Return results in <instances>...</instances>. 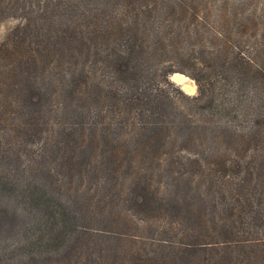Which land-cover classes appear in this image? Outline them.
<instances>
[{
    "label": "trees",
    "instance_id": "obj_1",
    "mask_svg": "<svg viewBox=\"0 0 264 264\" xmlns=\"http://www.w3.org/2000/svg\"><path fill=\"white\" fill-rule=\"evenodd\" d=\"M46 2L0 0V22L22 18L15 31L29 40L32 72L21 111H0V216L10 214L19 227L16 242L1 253L6 264L20 252L64 264H264V0ZM53 6L66 8L67 17L44 19ZM254 33L261 41L245 39ZM51 66L63 99L34 77ZM174 72L191 76L198 93L176 88ZM48 77L46 85L53 84ZM77 134L94 138L81 136L90 147L110 145L101 156L115 165L113 174L105 169L110 177L142 183L136 206L147 207L155 222L149 235L134 236L128 256L72 253L79 237H68L69 202L58 197L63 208L50 209L40 179L45 164L94 157ZM243 148L260 155L256 168L241 161ZM197 177L204 187L196 207L185 211L168 180ZM217 226L223 241L200 235ZM59 241L66 243L56 248Z\"/></svg>",
    "mask_w": 264,
    "mask_h": 264
},
{
    "label": "rangeland",
    "instance_id": "obj_2",
    "mask_svg": "<svg viewBox=\"0 0 264 264\" xmlns=\"http://www.w3.org/2000/svg\"><path fill=\"white\" fill-rule=\"evenodd\" d=\"M46 1L48 4V0ZM53 7L55 9L42 12L41 15L44 19L50 20L54 16L55 19L60 20L67 17L68 10L66 8ZM35 9H37V7ZM21 22L22 18L19 16L9 17L0 22V102L7 101V103L10 104V106L5 109L1 107L0 111H5L6 114L11 116H15L16 112L21 111L22 102L27 99L26 96L29 94L30 81H32L30 77L32 72L27 69V61L30 60L29 56L31 55L29 40L26 39L23 41L22 39L24 36L18 35L15 31ZM257 35V37L253 35L245 39L249 40L250 37L252 42L261 41L262 34L258 33ZM4 43L7 44L6 47ZM252 45L253 44L250 43L248 47H252ZM51 67L52 68H50L42 78H40V70L42 69L39 67L38 73L34 75V77L37 83L40 84L39 87H49L50 93L57 94V99H63L64 90L59 79H56L60 78V76L54 75V66ZM48 74L54 76V80H52L54 81L53 84L49 83V85H46V83L50 81ZM176 74L187 76L192 85L195 86L193 91H187L183 88L182 84L176 80ZM66 77L68 80L69 76L66 75ZM170 80L174 83L176 88L180 89L188 96L192 97L198 93L196 81L186 73L174 72L170 75ZM50 88L52 90H50ZM177 95L180 100H183L181 103L189 102L182 95L178 93ZM200 117L201 116H198L197 118ZM204 119L206 121L208 120L207 118ZM194 122H197V120H194ZM193 124L194 123H192V126ZM199 124H201V122H199ZM60 136L62 137L61 134ZM81 136L89 143V140H94V138H90L89 135H79V138L76 137L77 144L82 145L84 149H86L88 145L85 142L83 143ZM251 145V147H253V143ZM109 146L110 145H105L104 142L100 140V144L97 147H87V151L94 154L92 159H90L89 154L82 153L83 156H81L80 161L77 160L72 163L69 160V164H65L67 166L64 167L59 166L62 161L58 163V159L50 160L47 165L45 164L43 169L44 173L40 174V179L46 186L44 190L47 192L45 196L48 202L51 201L53 204L50 206V209L55 210V208H63L61 206L63 202L60 203L59 200L61 199H58V197L67 199L69 202L65 207L66 210L71 212L70 217H72V221L70 219L68 225V237H79V240L75 243V239H70L75 245L72 253L78 250H84L85 252L101 251L106 256L104 258L112 261L113 257L115 258L119 253L128 256V253L135 247L133 243L135 241L134 236H137L136 238L141 240V237L149 235L150 232L147 228L155 221L150 217V210L147 207L144 206L139 208L136 206L135 197H137L142 183L139 185L138 182H133V180L130 179L117 178V176L110 177L105 170L108 169L112 173L115 168L114 163L110 160L101 158L105 153L108 154ZM35 148L36 146L29 147L31 150H35ZM248 148L250 149V146H248ZM180 154L183 155L184 153L181 152ZM237 154L242 158L241 161L243 163L248 162L252 164L253 168L261 159L258 153L254 154V151L246 152L244 148L239 149ZM65 159L67 161V158ZM80 165H84L85 167L89 166L91 169L84 172L80 171ZM168 182L169 185H173V187L176 186L175 191H179L181 194V196L177 198L180 199L181 202H183L184 199L187 208L185 211L196 207L193 203L198 200L197 196L200 195L201 189L204 187V182L200 177L194 180H168ZM152 185L156 188L159 183L158 181H154ZM188 187L190 190L193 187H195V189L184 195L189 189ZM161 188L164 190V186L161 185ZM2 220H5L10 226V228H7L9 230L3 229L0 226V264H6L9 256H4L1 253L6 250L4 248L8 244V246H12L16 242L19 227H17V224L15 225V220L10 214L8 215V213L0 216V221ZM14 228H16V235L10 231V229ZM200 232V235L209 237V241H223L220 234L222 231L219 226L214 227V230L208 228L202 229ZM63 243L65 244L66 242L59 241L58 247L56 248L62 247L64 245ZM56 248L48 246L45 249L50 251ZM41 250L43 251L42 246ZM88 252H86V254ZM86 254L82 256L84 257L82 263H85ZM23 255V252L14 253L11 255L8 262L10 264H64V261H61L57 257L54 258L53 256H51V258H41L40 256H36L35 258H23ZM74 260L78 262V258H74Z\"/></svg>",
    "mask_w": 264,
    "mask_h": 264
},
{
    "label": "bare ground",
    "instance_id": "obj_3",
    "mask_svg": "<svg viewBox=\"0 0 264 264\" xmlns=\"http://www.w3.org/2000/svg\"><path fill=\"white\" fill-rule=\"evenodd\" d=\"M177 76L175 77L176 80L182 84V87L185 88L187 91H193V89L195 88V86L192 85V83L190 82V79L183 75V74H176Z\"/></svg>",
    "mask_w": 264,
    "mask_h": 264
}]
</instances>
